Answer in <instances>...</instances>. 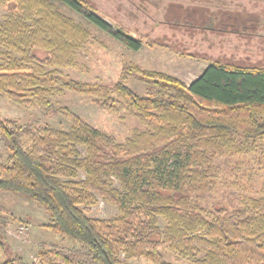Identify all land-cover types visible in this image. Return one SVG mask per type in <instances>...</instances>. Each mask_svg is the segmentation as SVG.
Listing matches in <instances>:
<instances>
[{
	"label": "trees",
	"instance_id": "trees-1",
	"mask_svg": "<svg viewBox=\"0 0 264 264\" xmlns=\"http://www.w3.org/2000/svg\"><path fill=\"white\" fill-rule=\"evenodd\" d=\"M61 2L128 48L142 47L140 39L113 29L85 1ZM0 4L9 8L0 22V94L24 106L43 105L69 122L63 129L0 118L8 151L5 158L0 153V191L42 206L49 216L45 226L79 244L40 251L47 264H126L137 257L171 264L162 249L192 264H264V196L232 208L219 203L206 208L193 199L210 177L212 150L234 135L252 143L264 138V66L212 61L187 85L142 72L155 86L146 95L120 82L63 80L59 68L73 61L87 30L49 0ZM57 84L103 97L108 110L125 99L146 130L117 142L71 110L55 108ZM96 196L118 213L88 216ZM5 223L0 219L1 248ZM16 261L0 264H22Z\"/></svg>",
	"mask_w": 264,
	"mask_h": 264
},
{
	"label": "rangeland",
	"instance_id": "rangeland-1",
	"mask_svg": "<svg viewBox=\"0 0 264 264\" xmlns=\"http://www.w3.org/2000/svg\"><path fill=\"white\" fill-rule=\"evenodd\" d=\"M49 1L88 33L73 61L59 68L63 80L107 86L120 82L138 95H146L155 86L142 72L162 73L187 85L212 61L264 66V0H83L113 29H122L140 39L139 50L128 48L61 0ZM8 12V4H0V22ZM202 15L204 19L199 22ZM209 16L214 19L211 26L207 25ZM103 101L101 96L68 90L60 84L52 96L55 108L71 110L117 142H123L135 131L146 130L125 99L113 110L104 108ZM0 118L17 124L63 129L69 126L64 117L53 115L43 105L24 106L4 94H0ZM78 149L84 155L83 147ZM214 151L213 155L208 153L212 155L210 177L193 199L206 208L215 203L232 208L264 196V138L252 143L234 135L229 144ZM7 152L0 136L3 158ZM83 177V171H79L78 179ZM117 213L114 204L99 196L86 209V214L94 218H110ZM0 219L6 222L0 262L14 257L16 263L20 260L22 264H47L40 251L79 246L48 229L47 211L22 194L0 191ZM161 254L171 264H192L169 250L162 249ZM126 264L153 263L137 257Z\"/></svg>",
	"mask_w": 264,
	"mask_h": 264
},
{
	"label": "flooded vegetation",
	"instance_id": "flooded-vegetation-1",
	"mask_svg": "<svg viewBox=\"0 0 264 264\" xmlns=\"http://www.w3.org/2000/svg\"><path fill=\"white\" fill-rule=\"evenodd\" d=\"M214 19L212 17L209 16V21H208V24L207 25H210L213 23Z\"/></svg>",
	"mask_w": 264,
	"mask_h": 264
}]
</instances>
